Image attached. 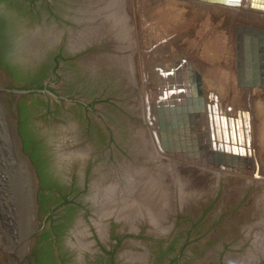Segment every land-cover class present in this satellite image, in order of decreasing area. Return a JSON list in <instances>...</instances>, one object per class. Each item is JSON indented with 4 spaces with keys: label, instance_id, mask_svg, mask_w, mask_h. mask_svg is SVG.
Returning a JSON list of instances; mask_svg holds the SVG:
<instances>
[{
    "label": "rangeland",
    "instance_id": "374dc122",
    "mask_svg": "<svg viewBox=\"0 0 264 264\" xmlns=\"http://www.w3.org/2000/svg\"><path fill=\"white\" fill-rule=\"evenodd\" d=\"M135 1L0 0V70L41 91L17 104L28 107L18 134H28L22 150L38 180L35 262L264 264V181L163 152L156 73H146L186 56L205 101L227 116L250 90L264 178V89L236 81V25L246 24L230 21L229 7Z\"/></svg>",
    "mask_w": 264,
    "mask_h": 264
},
{
    "label": "water",
    "instance_id": "95a60500",
    "mask_svg": "<svg viewBox=\"0 0 264 264\" xmlns=\"http://www.w3.org/2000/svg\"><path fill=\"white\" fill-rule=\"evenodd\" d=\"M189 1L264 13V0ZM236 44L237 86L264 89V31L237 24ZM182 61L167 71L155 65L156 75L167 81L168 88L167 95L163 93L154 102L160 149L167 154L181 153L186 154L188 159L204 160L217 170L254 171L253 178L260 179L257 164L245 158L240 148L237 153V150L227 145L229 140L233 142L231 132L228 138L227 130L221 129L218 135L215 129V137L212 133L210 140L207 128H203L204 133L199 131L200 117L206 108L209 109V105H206L200 74L186 61ZM184 70H187L186 78L182 77ZM156 80L158 82L157 77ZM162 85L158 82L159 87ZM35 92L41 91L15 87L0 70V264H36V251L31 244L37 233L35 205L38 180L31 161L22 150L17 111L18 101ZM241 113L245 119V113L237 110L235 120L238 140H243ZM208 117L210 123L215 119L210 114ZM227 120L232 122L231 119ZM224 122L226 119L222 115L219 125L223 126ZM194 125L198 133L193 128L190 131L189 126Z\"/></svg>",
    "mask_w": 264,
    "mask_h": 264
},
{
    "label": "bare ground",
    "instance_id": "6f19581e",
    "mask_svg": "<svg viewBox=\"0 0 264 264\" xmlns=\"http://www.w3.org/2000/svg\"><path fill=\"white\" fill-rule=\"evenodd\" d=\"M130 1V0H129ZM134 1V0H133ZM142 1H147V2H150V4L152 5L153 3H155L154 4V6H157L156 5V3H158V5H159V3H164V2H168V0H137V1H135L136 3H138V2H142ZM131 2H132V0H131ZM135 2H133V3H135ZM169 2H170V0H169ZM245 2H247V1H244V3ZM135 3V4H136ZM173 3V2H172ZM175 3V2H174ZM135 4H134V6H135ZM139 4V3H138ZM137 5V4H136ZM161 5V4H160ZM140 6V5H139ZM191 6V5H190ZM185 7V6H184ZM198 7V6H197ZM135 8L138 10V7H136L135 6ZM189 8V7H188ZM142 9V8H141ZM201 9V8H200ZM215 9V8H214ZM213 9V10H214ZM218 9V8H217ZM136 10V11H137ZM140 10V9H139ZM189 9H187V11H188ZM124 11V9L122 10V12ZM135 11V12H136ZM193 11V10H192ZM215 11V10H214ZM249 11V12H248ZM216 12H219V11H216ZM222 12V11H221ZM227 13V17L228 18H231V20L230 21H232V20H234V21H239V22H242V23H244V24H246V25H249V26H251V27H253V28H264V13L263 12H255V11H250V10H245V11H241V10H238V9H234V10H232V11H228V12H226ZM225 13V14H226ZM124 14V13H123ZM136 14V13H135ZM188 14V13H187ZM217 14H219V13H217ZM221 14V13H220ZM122 18H124V17H122ZM229 25V24H228ZM228 29H230L229 27H228ZM114 39V38H113ZM151 40V39H150ZM177 42H179L178 40H176ZM175 41V42H176ZM157 41H154L151 45L150 44H148V48L146 49V51H149V50H151V51H155L156 50V48L158 49V44H155ZM174 42V43H175ZM153 46H154V49H153ZM181 47H183V46H180V48ZM167 48V47H166ZM177 48H179V47H177ZM179 48V49H180ZM168 49V48H167ZM180 52V51H179ZM178 58V57H177ZM148 60V59H147ZM182 60H184V61H186V62H188L187 60H186V56L184 57V56H180V59L178 60V61H174L173 63H171V64H162V63H156L155 65L156 66H158V67H160V68H162L163 70H170L172 67H174V65H176V64H178V63H181V62H183ZM151 62V61H150ZM149 62V63H150ZM197 62V61H196ZM149 63H147V64H149ZM194 63V62H193ZM192 63V64H193ZM189 64V63H188ZM149 69H148V71L146 72L147 74H149V73H151L152 72V70H154L153 69V63H150L149 65ZM148 66H147V68H148ZM194 68L195 69H197L198 70V68H196V66H194ZM146 74V75H147ZM155 74V73H154ZM145 75V76H146ZM156 75V74H155ZM186 76H187V70H186V72H185V70H184V73L182 74V77L183 78H186ZM155 77H157V79H158V82H160L161 84L163 83V85L161 86V87H159L158 86V88H159V90H160V92H158V88H157V93H156V96H155V99L157 100V99H159L158 97L160 96V95H162L163 96V93H164V96H166L167 95V92H168V88H167V84H166V82L164 81V80H162V78L161 77H159V76H155ZM159 77V78H158ZM180 78H181V76H180ZM179 77H178V79H180ZM148 78H146L145 80H147ZM144 80V81H145ZM187 80V79H186ZM157 81V80H156ZM168 81H169V79H168ZM157 82V83H158ZM165 83V84H164ZM158 85V84H157ZM166 85V86H165ZM165 86V87H164ZM146 87V86H145ZM167 88V89H166ZM164 89H165V91H164ZM212 97V96H211ZM154 99V100H155ZM252 98H251V91L249 90L248 92H246V96H245V102H244V107H245V109L244 110H240V112H244L245 113V119L243 120V116H242V113H241V118H240V121H241V123H240V125H241V129H242V133H243V140L241 139V138H239V140H238V138L236 137V133H235V131H237L235 128H236V123H235V120H236V118H237V115L235 114L234 116H227V115H225V114H223L221 111H220V109L217 107V105L216 104H214V101H213V103L212 102H208L207 100H206V105H209V109H205V112H206V114L205 115H202L203 117V120L205 119V117H206V119L203 121V126H205L204 128H207V130H208V133H209V139L211 140V134L213 133V136L215 137V129H217V131H218V135L220 134V132H221V129H223V130H227V136H228V138H229V132H231L232 134H233V142H230V140H229V142H228V144H227V142H224V144H227V145H229V148H231V147H233L234 148V150L236 151L237 150V153H238V148H240L242 151H241V153H242V155H244V157L245 158H247V159H251L252 161H253V164H257V166H258V171H257V175L260 177V179H258L259 181H264V178L260 175V168H259V164H258V161H257V159H256V156H255V135H254V132H253V129H252V116H251V113H249L250 112V109H247V108H249L250 106H251V100ZM152 100V99H151ZM148 102V104H147V106H146V108H147V112H148V115L150 116V120H149V122L151 121V125L152 126H155L154 128H153V130L155 129L156 130V125H155V121H156V119H155V116H153L152 114V109L154 108L153 106H152V104L150 103V101L148 100L147 101ZM154 105V104H153ZM155 109V108H154ZM153 109V110H154ZM237 113V112H236ZM208 114H210L212 117H215V119H212V121H211V123H210V120H209V117H208ZM222 115H224L225 116V119H226V123L224 122L223 123V126H220L219 125V117H221ZM148 116V117H149ZM217 119H218V121H217ZM227 119H231L232 120V122H228V120ZM153 122H154V124H153ZM217 123V125L215 126V124ZM226 126V127H225ZM218 127H219V130H218ZM224 127V128H223ZM239 127V126H238ZM202 130H203V127H202ZM157 131V130H156ZM198 131V130H197ZM155 132V131H154ZM154 134V137L155 138H158L157 137V133L155 132V133H153ZM240 141V142H239ZM157 143H158V141H157ZM243 143V144H242ZM217 144H215V146H216ZM159 148V147H158ZM228 149V148H227ZM171 155H173V154H171ZM238 155H240V154H238ZM188 159V158H187ZM218 171H222V170H218ZM225 171V170H224ZM225 172H227V171H225ZM253 174H254V171L253 172H250V173H248V175L250 176V178H252V179H254L253 178ZM246 175V174H245ZM255 180V179H254Z\"/></svg>",
    "mask_w": 264,
    "mask_h": 264
},
{
    "label": "trees",
    "instance_id": "16d2710c",
    "mask_svg": "<svg viewBox=\"0 0 264 264\" xmlns=\"http://www.w3.org/2000/svg\"><path fill=\"white\" fill-rule=\"evenodd\" d=\"M27 108L28 107H23V102H21L20 105L18 106V111L21 114L23 112V110L24 109H27ZM21 128L22 127H20V129H19V135H20L21 139L24 142V148L23 149H24V152H26L27 151V142H26V139H28V134H26V136H25V134L22 132Z\"/></svg>",
    "mask_w": 264,
    "mask_h": 264
},
{
    "label": "crops",
    "instance_id": "0c3cea01",
    "mask_svg": "<svg viewBox=\"0 0 264 264\" xmlns=\"http://www.w3.org/2000/svg\"><path fill=\"white\" fill-rule=\"evenodd\" d=\"M101 201H102V202L104 201V200H103V198H102V200H101ZM105 201H106V200H105ZM107 201H108V200H107ZM107 201H106V202H107Z\"/></svg>",
    "mask_w": 264,
    "mask_h": 264
},
{
    "label": "flooded vegetation",
    "instance_id": "af4514ba",
    "mask_svg": "<svg viewBox=\"0 0 264 264\" xmlns=\"http://www.w3.org/2000/svg\"><path fill=\"white\" fill-rule=\"evenodd\" d=\"M105 239V238H104ZM96 253V252H95Z\"/></svg>",
    "mask_w": 264,
    "mask_h": 264
}]
</instances>
